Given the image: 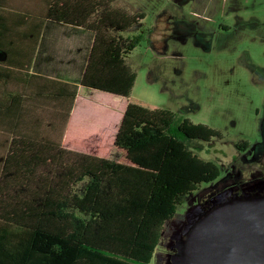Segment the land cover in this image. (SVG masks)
I'll use <instances>...</instances> for the list:
<instances>
[{
	"label": "trees",
	"instance_id": "obj_1",
	"mask_svg": "<svg viewBox=\"0 0 264 264\" xmlns=\"http://www.w3.org/2000/svg\"><path fill=\"white\" fill-rule=\"evenodd\" d=\"M112 2L48 4L47 19L93 33L79 85L125 96L127 104L118 125L86 118L84 104L80 117L70 120L76 101H85L78 85H49V100L58 96L63 113L38 139L13 138L3 162L0 264H151L164 223L183 196L220 174L215 162L185 143L219 137L216 129L130 96L136 74L125 57L140 35L126 40L114 32L143 14ZM24 15L15 21L0 17V27H29L37 39L43 19L32 24Z\"/></svg>",
	"mask_w": 264,
	"mask_h": 264
},
{
	"label": "rangeland",
	"instance_id": "obj_2",
	"mask_svg": "<svg viewBox=\"0 0 264 264\" xmlns=\"http://www.w3.org/2000/svg\"><path fill=\"white\" fill-rule=\"evenodd\" d=\"M112 5L143 14L130 28L114 32L126 40L140 35L125 57L136 74L130 96L220 134L185 141L189 150L215 162L220 174L184 195L164 223L151 264H174L190 229L211 208L264 194V0H113ZM72 69L59 75L79 77L77 67ZM90 90L83 87L80 96L91 94L97 103L89 106L106 114L93 112L114 126L122 103Z\"/></svg>",
	"mask_w": 264,
	"mask_h": 264
},
{
	"label": "crops",
	"instance_id": "obj_3",
	"mask_svg": "<svg viewBox=\"0 0 264 264\" xmlns=\"http://www.w3.org/2000/svg\"><path fill=\"white\" fill-rule=\"evenodd\" d=\"M52 1L56 0H0V17L8 18L9 21L17 20L20 14H25V18L31 20L32 24H38L36 20L43 19L37 39L34 37L36 30L29 27L21 29L11 23L0 27V176L11 140L40 138L37 135L49 129L51 118L63 113L58 96L49 100L46 93L50 84L52 87L59 85L54 81L78 85L77 95L85 100L81 105L84 104L83 114L86 118L99 117L96 116L97 113L101 116L106 114V111L99 112L95 109L97 113L93 112L89 105L92 102L96 104L97 101L91 99V94L84 98L79 93L84 87L78 82L88 58L93 33L82 27L61 21L53 23L51 19H47L46 11ZM57 1L62 3L72 0ZM74 66L80 73L79 77L65 79L59 75L71 73ZM60 87L63 89V86ZM86 88L91 89L90 91L93 89ZM102 93L122 103L115 113V125H118L127 104V97L106 91ZM80 111L82 110L76 101L70 112V120L78 117L76 115ZM100 119L103 120L102 117ZM105 121L110 122L109 119Z\"/></svg>",
	"mask_w": 264,
	"mask_h": 264
},
{
	"label": "water",
	"instance_id": "obj_4",
	"mask_svg": "<svg viewBox=\"0 0 264 264\" xmlns=\"http://www.w3.org/2000/svg\"><path fill=\"white\" fill-rule=\"evenodd\" d=\"M174 264H264V194L211 208L190 229Z\"/></svg>",
	"mask_w": 264,
	"mask_h": 264
},
{
	"label": "flooded vegetation",
	"instance_id": "obj_5",
	"mask_svg": "<svg viewBox=\"0 0 264 264\" xmlns=\"http://www.w3.org/2000/svg\"><path fill=\"white\" fill-rule=\"evenodd\" d=\"M262 147H264V139H263ZM263 152H264V151H263ZM257 158H258V156H257ZM257 158H256V159H257ZM256 159H255V160H256Z\"/></svg>",
	"mask_w": 264,
	"mask_h": 264
}]
</instances>
